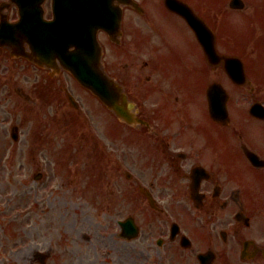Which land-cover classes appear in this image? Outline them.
I'll return each instance as SVG.
<instances>
[{"label":"flooded vegetation","instance_id":"af4514ba","mask_svg":"<svg viewBox=\"0 0 264 264\" xmlns=\"http://www.w3.org/2000/svg\"><path fill=\"white\" fill-rule=\"evenodd\" d=\"M152 1L148 15L125 11L115 57L120 64L132 61L119 72L109 67L125 92L134 90L129 96L155 90L148 106L135 101L138 117L148 125L119 122L117 154L111 155L120 175L116 205L135 210L131 217L141 234L124 239L128 216L117 217L114 224H104L96 246L108 250L113 264H264V108H252L258 102L264 105V0L245 2V20L260 36L261 47L248 58L254 46L245 43L242 84L229 78L220 58L235 56L234 40L229 42L211 22L218 52L209 60L187 20L167 9L165 0ZM181 1L202 18H218L222 12L212 0ZM45 10L49 14L50 7ZM225 10L230 11L227 5ZM139 18L151 28V38L162 34L165 55L140 59L135 43L141 32L132 27ZM102 38L108 66L115 52H110V38ZM169 65L175 72L168 78ZM160 82L168 83V89ZM216 84L229 93L226 123L215 121L207 105V92ZM99 146L107 156L106 144ZM149 207L157 215L138 211Z\"/></svg>","mask_w":264,"mask_h":264},{"label":"rangeland","instance_id":"374dc122","mask_svg":"<svg viewBox=\"0 0 264 264\" xmlns=\"http://www.w3.org/2000/svg\"><path fill=\"white\" fill-rule=\"evenodd\" d=\"M27 70L33 73L29 80L30 85L35 82L37 73H34L33 67L27 66ZM174 72L173 65H169L165 70L168 78L173 76ZM66 83L68 89L77 95L80 107L84 108L83 127L89 130L95 122L88 110L92 111L93 115L94 108L99 107L97 100L94 101L77 91L74 83L68 81ZM160 84L164 89H168V83ZM30 89L33 90L34 86ZM157 98L164 106L168 104L162 101L161 96ZM46 108H59L55 109L52 115L47 111L48 119L51 120L56 111L61 112L63 108L69 106L64 102L55 104L49 102ZM0 113L3 121L0 139L5 143L0 144V264H39L34 255L39 246L48 255L47 264H54V261L56 264H88L89 257L99 259L83 236L90 235L86 228L90 222L96 221V217L116 210V193H110L115 192L119 179V174L114 168L115 160L111 156L117 154L115 138L111 136L108 142L104 141L109 161L106 160L103 176L104 158L96 152L88 157L90 171L98 172L102 176L93 177L90 171H86V162L82 161L85 159V148L82 145L84 135H72L70 133L72 127H63L62 133L66 134L69 142L65 151L70 153L78 149L77 159L81 160H76L73 172L66 178L59 177L56 173L52 174L51 181L54 187L44 188L35 178L43 171L42 164L48 161L47 156H44L47 151L42 150L39 157L35 158L33 154L29 155L30 136L26 129L23 130L19 143L9 139V128L11 124L17 123V120L12 117V112L1 97ZM32 116L37 124L38 113ZM98 120L99 118L96 119ZM115 125L112 119L105 124L98 122L97 133L107 137L110 127ZM40 128L43 134H47L45 124ZM34 131L38 138L36 127ZM58 138L59 136L54 134L55 144L52 145L54 152L59 151L57 142L61 147L63 145L61 138ZM91 178L94 179L92 186L89 185ZM99 188L103 191L101 192ZM49 248L52 250L48 251Z\"/></svg>","mask_w":264,"mask_h":264},{"label":"water","instance_id":"95a60500","mask_svg":"<svg viewBox=\"0 0 264 264\" xmlns=\"http://www.w3.org/2000/svg\"><path fill=\"white\" fill-rule=\"evenodd\" d=\"M84 35L85 31L82 32V37H76L78 50L67 55L65 63L84 86L98 95L110 109L124 115L130 121L128 112L120 109L123 108L121 101L122 104H126V99L120 96L118 89L99 70V57L94 37H87L85 44L82 41Z\"/></svg>","mask_w":264,"mask_h":264}]
</instances>
